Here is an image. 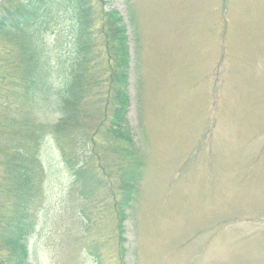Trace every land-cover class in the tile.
Listing matches in <instances>:
<instances>
[{"label":"rangeland","instance_id":"obj_1","mask_svg":"<svg viewBox=\"0 0 264 264\" xmlns=\"http://www.w3.org/2000/svg\"><path fill=\"white\" fill-rule=\"evenodd\" d=\"M103 2L127 30V126L142 161L126 252L111 195L116 158L97 137L106 187L82 196L52 130L74 52L69 6L34 30L49 73L30 84L19 48L0 39V234L25 204L30 264H264V0ZM102 109L87 111L100 118ZM22 153L37 166L24 194L9 162ZM5 246L0 236L10 264Z\"/></svg>","mask_w":264,"mask_h":264},{"label":"trees","instance_id":"obj_2","mask_svg":"<svg viewBox=\"0 0 264 264\" xmlns=\"http://www.w3.org/2000/svg\"><path fill=\"white\" fill-rule=\"evenodd\" d=\"M103 1L106 0H0V39L7 38L19 48L23 63L29 67L23 72L24 81L27 79L30 84L34 82L36 74H39L37 78H41L43 74L49 73L44 69L42 71L39 62L40 45L30 41L31 36L35 35V28L42 19L59 12L62 7L73 8L76 16L74 52L61 69L64 80L57 94L59 118L52 130L56 139L66 142V147L60 149L82 196L94 194V190L106 187L107 179L95 171L94 146L97 137L108 145V152L116 158L113 163L117 173L111 195L115 201L113 208L118 214L117 229L123 258L122 254L126 252L123 247L127 217L125 210L131 208L139 191L143 176L142 161L135 153L134 140L127 126L131 105L128 93L130 48L127 30L118 13L105 12ZM100 2L103 3L101 11H98ZM92 104L103 107L100 118L89 115L87 108ZM102 126L105 127L104 133H100ZM41 132L42 129H39L35 134ZM34 144L26 154L34 151L37 143ZM9 162L14 168L11 174L20 180V192L27 193L37 167L33 155L17 154ZM101 169L104 170L103 167ZM14 189L18 190V184ZM118 195L121 196L119 199ZM23 205L17 210L16 218L5 227L8 231L1 228L0 236H4L10 264H30L25 241L30 227L27 223L30 213L27 205ZM3 262L0 258V264Z\"/></svg>","mask_w":264,"mask_h":264}]
</instances>
